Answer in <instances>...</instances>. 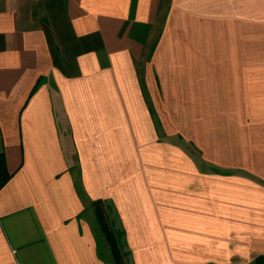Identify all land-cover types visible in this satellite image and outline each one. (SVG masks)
<instances>
[{
  "label": "crops",
  "instance_id": "1",
  "mask_svg": "<svg viewBox=\"0 0 264 264\" xmlns=\"http://www.w3.org/2000/svg\"><path fill=\"white\" fill-rule=\"evenodd\" d=\"M0 153V264H264V0H0Z\"/></svg>",
  "mask_w": 264,
  "mask_h": 264
},
{
  "label": "rangeland",
  "instance_id": "2",
  "mask_svg": "<svg viewBox=\"0 0 264 264\" xmlns=\"http://www.w3.org/2000/svg\"><path fill=\"white\" fill-rule=\"evenodd\" d=\"M112 216H113V225L115 227V231H116L117 236H118V246H119L121 261L123 264H131V257H130V254L127 250V247L124 243V240H123V238H120V236L117 232V230L120 229V222H119V220L116 219V217L114 215H112ZM105 249H106L105 243L102 241V238H101V250L104 251Z\"/></svg>",
  "mask_w": 264,
  "mask_h": 264
},
{
  "label": "trees",
  "instance_id": "3",
  "mask_svg": "<svg viewBox=\"0 0 264 264\" xmlns=\"http://www.w3.org/2000/svg\"><path fill=\"white\" fill-rule=\"evenodd\" d=\"M41 80L39 79V82L35 86L34 90L35 91L39 85ZM12 176V173L8 171L7 166H6V158L4 153H0V189L5 185V183L10 179ZM120 238H123L124 240V230L120 228L117 230ZM125 243V240H124Z\"/></svg>",
  "mask_w": 264,
  "mask_h": 264
}]
</instances>
